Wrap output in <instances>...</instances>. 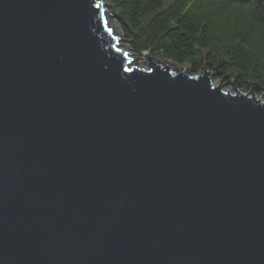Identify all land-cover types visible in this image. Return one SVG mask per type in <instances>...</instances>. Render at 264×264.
Returning <instances> with one entry per match:
<instances>
[{
    "label": "water",
    "instance_id": "water-1",
    "mask_svg": "<svg viewBox=\"0 0 264 264\" xmlns=\"http://www.w3.org/2000/svg\"><path fill=\"white\" fill-rule=\"evenodd\" d=\"M107 12L0 0V264H264V100Z\"/></svg>",
    "mask_w": 264,
    "mask_h": 264
},
{
    "label": "trees",
    "instance_id": "trees-1",
    "mask_svg": "<svg viewBox=\"0 0 264 264\" xmlns=\"http://www.w3.org/2000/svg\"><path fill=\"white\" fill-rule=\"evenodd\" d=\"M110 1L136 56L194 75L216 61L222 79L230 74L241 91L264 95V0Z\"/></svg>",
    "mask_w": 264,
    "mask_h": 264
},
{
    "label": "rangeland",
    "instance_id": "rangeland-1",
    "mask_svg": "<svg viewBox=\"0 0 264 264\" xmlns=\"http://www.w3.org/2000/svg\"><path fill=\"white\" fill-rule=\"evenodd\" d=\"M107 2H108L107 10H109L112 13L108 17L109 18L108 19L109 24L111 25V29L113 28V30L115 31V33H117V35L119 36V39L121 40L119 44L122 46V51L129 53L130 56H132V59L134 61H136L139 68L148 69V67H149L148 54H144L143 56L138 57L131 51L130 45L127 42V39L123 33V30L120 27L118 15L115 12V10L113 9V7L111 5V1L107 0ZM160 61L168 62L166 60H160ZM177 67L180 68L181 70H184L185 68H187V67H179V66H177ZM216 68H217V65H216V61H215V62H213V64L210 67L206 66V70H204L202 73H206V71L209 72L210 75L214 77V83L217 86H224V89L226 91H234V86L232 85V83L234 85L236 84L235 79L230 74L227 75V79H222V76H218V74L216 72ZM224 73L227 74L228 70L225 69ZM256 96H257V98H262L264 100V95H261V96L256 95Z\"/></svg>",
    "mask_w": 264,
    "mask_h": 264
},
{
    "label": "bare ground",
    "instance_id": "bare-ground-1",
    "mask_svg": "<svg viewBox=\"0 0 264 264\" xmlns=\"http://www.w3.org/2000/svg\"><path fill=\"white\" fill-rule=\"evenodd\" d=\"M104 3H105V7H106V10H107V5H106V3L108 4V2H107V0H104ZM108 12L106 13V19L108 20L109 18V16L112 14L109 10H107ZM108 22H109V20H108ZM109 26H110V29H111V25L109 24ZM111 30H113V28L111 29ZM113 32V34L119 39V36L117 35V33H115V31L113 30L112 31ZM119 43H120V41H119ZM119 48H120V50H122V46L119 44ZM130 58H132V56H130ZM164 64L165 65H167V66H169V67H173V64H171V63H169V62H164Z\"/></svg>",
    "mask_w": 264,
    "mask_h": 264
}]
</instances>
